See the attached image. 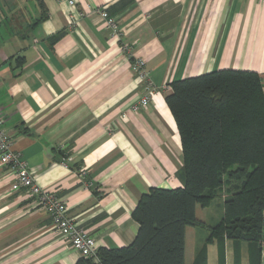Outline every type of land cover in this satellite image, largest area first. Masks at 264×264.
<instances>
[{
  "label": "crops",
  "instance_id": "1",
  "mask_svg": "<svg viewBox=\"0 0 264 264\" xmlns=\"http://www.w3.org/2000/svg\"><path fill=\"white\" fill-rule=\"evenodd\" d=\"M73 1L0 0L3 130L36 184L63 200L98 249L122 248L136 235L131 214L139 198L151 188L182 187L170 83L247 70L261 77L264 92V0ZM101 8L118 22V36L95 14ZM127 45L159 89L137 113L128 112L140 85ZM12 181L0 165V264H75L78 253L53 232L34 197L10 190ZM222 246L216 264H264L257 242L223 237ZM214 247L207 245L206 264Z\"/></svg>",
  "mask_w": 264,
  "mask_h": 264
},
{
  "label": "trees",
  "instance_id": "2",
  "mask_svg": "<svg viewBox=\"0 0 264 264\" xmlns=\"http://www.w3.org/2000/svg\"><path fill=\"white\" fill-rule=\"evenodd\" d=\"M166 104L181 143L177 189L151 188L132 211L138 224L125 247L75 264H184L185 229L224 188L223 216L211 236L260 242L264 233V92L247 70H214L174 80ZM217 233V234H216ZM192 264H206L204 256ZM222 264V263H221Z\"/></svg>",
  "mask_w": 264,
  "mask_h": 264
},
{
  "label": "built area",
  "instance_id": "3",
  "mask_svg": "<svg viewBox=\"0 0 264 264\" xmlns=\"http://www.w3.org/2000/svg\"><path fill=\"white\" fill-rule=\"evenodd\" d=\"M58 1L66 2L69 6L74 5L73 0ZM95 14L102 19L104 27L110 30L114 36L120 34L118 22L114 18L108 17L103 8L96 10ZM72 25V22L69 21V26ZM122 50L129 60L133 76L138 80L140 85V95L135 101L128 105V112L137 113L150 104L152 95L159 89L149 78L145 61L133 57L129 45L124 46ZM122 118H126V115H122ZM4 121V116L0 111V165L8 168L13 173V181L10 190L12 192L22 191L26 195L34 197L48 216L54 233L64 238L70 248L76 251L80 258L97 262L98 248L95 239L86 229L78 227L69 217L66 206L59 196L36 184L35 177L30 172L28 163L22 158L19 151L12 148L11 138L3 130ZM81 174V178L85 182V173L82 172ZM87 184H89V182H87ZM260 244L264 249V241L260 242Z\"/></svg>",
  "mask_w": 264,
  "mask_h": 264
},
{
  "label": "rangeland",
  "instance_id": "4",
  "mask_svg": "<svg viewBox=\"0 0 264 264\" xmlns=\"http://www.w3.org/2000/svg\"><path fill=\"white\" fill-rule=\"evenodd\" d=\"M4 1V0H2ZM129 47L132 50V46L129 45ZM224 188H220L217 190L209 202V204L206 207H198L196 206L195 209V217L198 221L196 225H192L189 227H196L198 228H189L186 227L185 229V245H186V251H185V264H190L189 259L196 260L200 259L204 256L205 260H207V245H211L215 243V247L213 248L214 252L215 249H217V252L215 254L212 253L211 249L208 255L209 264H216L217 261L220 259V262L223 261L224 253H223V246H222V239L220 235L214 236L212 232L210 233L208 229L205 227H212L215 224H218L223 216V203H224ZM205 208V209H204ZM202 223V224H201ZM216 226V225H215ZM205 228V229H204ZM214 228V227H212ZM195 230V231H194ZM211 230V228H210ZM54 232V231H53ZM194 233L195 236H193V240L191 238V234ZM56 234V233H55ZM217 234V233H216ZM213 240H216L213 242ZM207 242V243H206ZM190 244V246H196L197 248L202 245L200 249H187V244ZM214 259V260H212Z\"/></svg>",
  "mask_w": 264,
  "mask_h": 264
}]
</instances>
